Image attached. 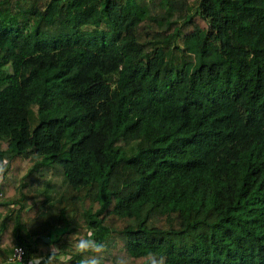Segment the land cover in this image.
I'll return each instance as SVG.
<instances>
[{
    "label": "trees",
    "instance_id": "trees-1",
    "mask_svg": "<svg viewBox=\"0 0 264 264\" xmlns=\"http://www.w3.org/2000/svg\"><path fill=\"white\" fill-rule=\"evenodd\" d=\"M0 160V264H264V0H0Z\"/></svg>",
    "mask_w": 264,
    "mask_h": 264
},
{
    "label": "clouds",
    "instance_id": "clouds-1",
    "mask_svg": "<svg viewBox=\"0 0 264 264\" xmlns=\"http://www.w3.org/2000/svg\"><path fill=\"white\" fill-rule=\"evenodd\" d=\"M8 161L0 160V178H2L7 170ZM31 226L32 222H24ZM28 229H25L27 233ZM81 230L72 234L68 238L66 247H59L55 243V237L49 244L48 251L43 254L33 253L27 264H70L74 258H79V264H105L104 253L107 250V244L98 239L93 231L88 230L85 234H80ZM5 247L4 243H0V249ZM23 249L16 246L11 241L7 251L3 255L2 264H24ZM112 264H133L132 258L126 254L116 256L112 260ZM145 264H165L163 256L149 255Z\"/></svg>",
    "mask_w": 264,
    "mask_h": 264
},
{
    "label": "rangeland",
    "instance_id": "rangeland-1",
    "mask_svg": "<svg viewBox=\"0 0 264 264\" xmlns=\"http://www.w3.org/2000/svg\"><path fill=\"white\" fill-rule=\"evenodd\" d=\"M34 121H32L31 126L34 125ZM29 155L35 156L38 161H41V156H37L34 153H28L26 154V161ZM43 159V158H42ZM43 165V164H42ZM39 187L42 189L48 188L50 192L49 198L56 197L61 190L64 188L65 182L63 180V177L61 176H54L50 173H46L45 175H42L38 178L37 181Z\"/></svg>",
    "mask_w": 264,
    "mask_h": 264
},
{
    "label": "built area",
    "instance_id": "built-area-1",
    "mask_svg": "<svg viewBox=\"0 0 264 264\" xmlns=\"http://www.w3.org/2000/svg\"><path fill=\"white\" fill-rule=\"evenodd\" d=\"M16 246H18V247H20V248L23 249V253H24V255H23V259H24L25 256H26V250H25V248H24L22 245H16Z\"/></svg>",
    "mask_w": 264,
    "mask_h": 264
}]
</instances>
